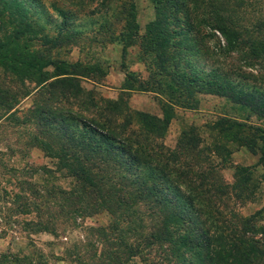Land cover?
Listing matches in <instances>:
<instances>
[{
	"label": "trees",
	"instance_id": "trees-1",
	"mask_svg": "<svg viewBox=\"0 0 264 264\" xmlns=\"http://www.w3.org/2000/svg\"><path fill=\"white\" fill-rule=\"evenodd\" d=\"M35 2L38 0H0V15L7 16L9 27L4 29L0 22V66L21 80L34 72L46 75V67H52V73L38 82L43 93L22 122H30L31 116L37 120L34 144L55 158L63 176L71 178L68 189L52 193H60L71 206L76 204L75 211L110 214L108 224L100 226L104 246L98 264H136L143 251L147 264H264V226L252 221L254 215L229 208V184L217 174V164L201 154L204 147L192 142L187 149L181 141L177 148L164 145L160 138L171 118L166 104L161 107L163 116L132 110L121 97L104 98L101 106L94 104L91 91L80 83L82 70L88 68L46 53V45L57 36L36 28L30 14ZM153 2L155 17L147 23L141 47L144 53H152L155 69L139 85L153 83L162 90L165 81L178 91L168 101L184 107L196 103V92L223 95L264 121L262 74L241 66L228 68L217 59L209 63L210 54L236 52L243 64H262L264 39L259 37L264 31L254 36L239 22L237 13L230 12V0ZM72 14L61 12L60 31L72 22ZM205 26L213 36L214 30L222 36L217 50L205 44L206 35L200 31ZM134 27L132 35L138 33L137 22ZM34 41H42L43 48L35 47ZM131 43L123 44L122 58ZM121 65L126 78L132 79L123 60ZM18 96L0 83V105L16 122L17 111L9 110ZM88 103L94 108L87 107ZM64 104H77L81 112L64 108ZM217 125L222 132L237 127L240 137L259 140L264 146V122L253 126L220 118ZM194 134V129L182 131V140H190ZM246 143L245 139L241 142ZM222 148L218 145L214 150ZM244 184L245 179H240L233 185ZM36 225L34 230L50 229L42 222Z\"/></svg>",
	"mask_w": 264,
	"mask_h": 264
},
{
	"label": "rangeland",
	"instance_id": "rangeland-1",
	"mask_svg": "<svg viewBox=\"0 0 264 264\" xmlns=\"http://www.w3.org/2000/svg\"><path fill=\"white\" fill-rule=\"evenodd\" d=\"M228 8L237 13L239 22L254 36L264 31V0H230ZM64 10L75 17L60 31ZM30 14L38 30L57 36L55 42L46 45L51 58L78 62L88 68L82 70L80 83L91 91L94 104L101 106L104 98L121 97L130 109L158 116H163L161 107L166 104L169 107L166 113L171 118L160 138L164 145L177 148L181 141L187 149L192 142L203 146L201 154L217 164V174L229 184L226 197L229 208L245 216L254 215L252 221L264 226V154H261L264 146H260L259 140L251 142L240 137L237 127L222 132L217 125L220 118L245 121L253 126L262 125L263 119L223 95L196 92V103L184 107L178 101H168L169 95L174 97L178 91L171 90L165 81L161 82L162 90L153 83L139 85V80L149 78L155 69L152 53H144L141 47L147 23L155 17L153 0H38L30 6ZM6 18L0 15L4 29L9 28ZM134 22L138 24L136 35H132ZM200 31L205 33L204 41L210 50H217L219 40L223 43L219 31L214 30L216 36L207 26ZM259 38L264 39V34ZM130 41L122 58V46ZM33 45L43 48L42 41H34ZM210 57L209 63L217 59L228 68L241 66L253 72L257 69L264 77V57L262 64L258 61L254 66L243 64L236 52L224 55L219 52ZM122 60L133 74L132 79L126 78ZM46 68V75L34 72L21 80L10 69L0 66V83L19 95L9 110L17 111L19 122L0 105V264H98L104 246L100 226L108 224L110 214L75 211L76 204L71 206L69 200L63 202L60 193H52L68 189L71 178L63 176L55 158L34 144L33 136L39 129L37 120L31 116L30 122H22V116L30 113L34 101L43 93L38 82L52 73L51 66ZM68 105L64 104V108L81 112L77 104ZM86 106L94 108L91 103ZM192 129L195 134L191 139L182 140V131ZM244 139L247 143L242 145ZM218 145L223 148L215 151ZM240 179H245V184L235 187ZM37 222L53 230H34ZM148 261L143 251L136 264Z\"/></svg>",
	"mask_w": 264,
	"mask_h": 264
}]
</instances>
